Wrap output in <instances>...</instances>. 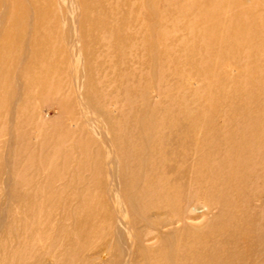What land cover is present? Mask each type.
<instances>
[{
  "label": "bare ground",
  "instance_id": "bare-ground-1",
  "mask_svg": "<svg viewBox=\"0 0 264 264\" xmlns=\"http://www.w3.org/2000/svg\"><path fill=\"white\" fill-rule=\"evenodd\" d=\"M175 1L173 13L180 21H190L194 34L227 36V41L219 45L223 54L225 49L238 46L254 48L256 56L259 54L245 60L225 58L228 59L226 64L238 67L247 64L246 59L250 63L257 58L261 61L259 67H264V0ZM51 7L57 12H50ZM80 18L74 0H0V98L8 96L18 101L20 94L17 91L13 95L11 85L18 86L22 81L23 87L19 90L25 92V102L32 101L35 87L43 89L47 82L46 77L38 78L34 74H40L53 64L58 67L62 61L57 56L65 44L79 50L81 40L66 41L63 30L79 27L89 31L88 21L81 20V23ZM52 28L56 29L55 34L50 33ZM181 29L184 30V26ZM85 35L87 39L89 35ZM57 39L65 42H62L63 49ZM247 39L256 42L251 46ZM209 47L213 49V43ZM188 49L195 52L199 48L188 44ZM195 53L201 55L199 51ZM76 63L70 70L77 84L79 80L83 82L84 77L82 62ZM128 76L126 72L122 80ZM105 80L109 81L107 75L98 83ZM225 80L232 81L229 77ZM256 83L245 89L237 82L223 96L237 101V112L220 116L214 111L210 121L205 123L198 119L200 113L194 111L185 116L190 120L185 122L188 128L184 135L175 132L168 137L160 128L155 129L158 123L164 122L165 114L163 116L159 110L153 108L148 113L144 106V117L134 119L140 131L134 133L126 129L124 123L115 128L114 119H109L111 125H108L98 115L92 118L81 100L86 117L96 123L91 131L97 134L94 137L99 146L86 165L89 175L83 177L84 190L94 191L95 188L91 190L94 182L100 191L104 189L100 197L105 209L103 221L111 224L104 229L114 241V256L109 264H121L122 257L131 254L123 229L135 238L133 264H264V82ZM49 88L60 91L59 85L51 84ZM238 91L256 98L238 99ZM32 108L31 114L36 106ZM31 114L24 120V124L31 127L28 134L46 133V116L37 114L34 118L35 114L34 117ZM3 131L0 129V135ZM106 134L107 139L99 138ZM115 141L119 143L121 159ZM110 144L111 149L107 147ZM64 187L62 184L56 191L62 192ZM107 202L115 205L114 215L108 211ZM198 206L206 211L214 206L217 212L203 224L193 226L188 221ZM21 214L0 210V264H16L17 261L45 264L48 261L44 256L52 264H68L65 223L68 218L53 211ZM100 225L101 221L91 230L97 231ZM138 226L142 227L139 231ZM148 237L156 240L154 246L142 243ZM76 264L97 263L81 259Z\"/></svg>",
  "mask_w": 264,
  "mask_h": 264
},
{
  "label": "rangeland",
  "instance_id": "rangeland-1",
  "mask_svg": "<svg viewBox=\"0 0 264 264\" xmlns=\"http://www.w3.org/2000/svg\"><path fill=\"white\" fill-rule=\"evenodd\" d=\"M74 1L81 16L78 21L87 20L89 31L79 27L69 31L67 28L63 35L66 41L81 40L79 50L70 49L62 41L65 44L63 49L62 42L57 39V44L63 49L57 56L61 64L56 68L53 64L40 74H34V77H46L45 88L37 90L35 87L32 101L25 102L27 96L19 90L24 82L20 81L18 86L15 83L11 85L13 95L17 91L20 94L18 101L10 100L8 96L0 98V129L4 130L0 135V210L19 215L37 211L64 215L68 218L65 221L67 263L76 264L87 259L97 264H109L114 256V241L109 231L106 234L104 229L109 223L108 220L103 221L105 209L100 197L104 189L100 191L94 182L91 185L94 191L84 190L86 182H83V177L89 175L86 165L99 146L95 143L97 134L91 131L96 123L86 117L81 100L89 108L92 118L98 115L108 125H111L109 119H114L115 128L124 123L125 128L134 133L140 131V127L134 125V119L144 117L143 107L148 113L154 108L163 116L165 114L164 122L158 123L155 129L160 128L166 137L175 132L184 135L188 128L185 122L190 120L185 116L192 115L194 111L200 113L198 119L205 123L210 121L214 111L220 116L227 115L226 112H237V101L223 96L237 82L245 89L251 88L253 83L264 82V67H259L261 61L257 58L250 63L246 59L247 64L238 67L226 64L229 58L232 61L234 58L256 56L254 48L238 46L225 49L227 51L223 54L219 45L227 41V36L204 32L194 34L190 21H180L173 13L175 0ZM52 11L57 12L51 7ZM111 23L119 27L113 28ZM183 26L184 30L181 29ZM51 32H56V29L52 28ZM84 34L89 37L84 39ZM73 35L76 38L73 39ZM247 42L253 46L256 41L247 39ZM209 43H213V49L206 45ZM188 44L198 47L195 52L199 51L201 55L190 51ZM185 45L187 47L182 49ZM208 51L210 54L207 55ZM79 61L82 62L84 81L79 80L76 84L70 68ZM126 72L129 76L122 80ZM104 75L109 77V81L98 83ZM226 77L232 81H226ZM51 84L59 85L60 91L50 89ZM254 96L245 91L237 92L238 99L255 100ZM33 106L36 108L31 114ZM120 111L124 114L121 115ZM30 114L33 117L35 114L34 118L37 114L47 117L46 133L40 136L28 134L31 127L24 124V120ZM108 137L106 134L99 138ZM111 146L107 147L111 149ZM118 146L115 141L121 159ZM77 173L79 176L76 177ZM62 184L64 190L56 191ZM105 189L108 191L109 187ZM107 203L108 211L114 215L115 205ZM215 212L214 206L208 211L198 206L191 213L193 218L188 224L199 226ZM100 221L98 230H91ZM141 228L138 226L137 230ZM123 230L131 254L122 257L121 264H127L132 263L135 256V238ZM18 231L23 233L21 228ZM142 243L150 247L156 244V240L148 237ZM44 257L48 261L45 264H52ZM16 264L24 263L17 261Z\"/></svg>",
  "mask_w": 264,
  "mask_h": 264
}]
</instances>
